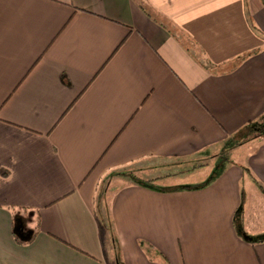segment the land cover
Instances as JSON below:
<instances>
[{
	"label": "crops",
	"instance_id": "obj_1",
	"mask_svg": "<svg viewBox=\"0 0 264 264\" xmlns=\"http://www.w3.org/2000/svg\"><path fill=\"white\" fill-rule=\"evenodd\" d=\"M263 115L262 0H0V264H113L97 195L125 264H264Z\"/></svg>",
	"mask_w": 264,
	"mask_h": 264
},
{
	"label": "trees",
	"instance_id": "obj_2",
	"mask_svg": "<svg viewBox=\"0 0 264 264\" xmlns=\"http://www.w3.org/2000/svg\"><path fill=\"white\" fill-rule=\"evenodd\" d=\"M262 1L264 2V0ZM244 130L246 131L248 130V134H249V136H247L245 140L253 136H261L264 139V115L255 121L248 122L245 125ZM127 171L129 174H132L131 172L132 170H130V167L120 169V173L127 172ZM155 181H156L155 179H150V180L143 181L144 183L142 182L140 183L145 184L146 186L149 187V186H153L155 184L154 183ZM12 207L10 208L12 209ZM95 214L99 222L100 234L102 236V239L104 243L110 246V249L113 252V255H114L113 264H125L122 261L120 254H119V247H118L119 245L117 241L113 218L111 216V213L109 212L108 207L103 204L102 197L100 195H97L96 197ZM36 233H37V230L34 231L32 236L25 238L26 229L23 227V225L15 221L14 223L12 222V235L18 244L30 243L34 239Z\"/></svg>",
	"mask_w": 264,
	"mask_h": 264
},
{
	"label": "rangeland",
	"instance_id": "obj_3",
	"mask_svg": "<svg viewBox=\"0 0 264 264\" xmlns=\"http://www.w3.org/2000/svg\"><path fill=\"white\" fill-rule=\"evenodd\" d=\"M247 134H248V130L241 132L240 135H238V136L239 137H241L242 135L247 136ZM236 139H238V137H233V140H236ZM176 165H178V167H175V165H173V166L168 167V168H171V169H168V170L183 169L184 167H186V166H188L190 164L189 163L188 164H183V163H179L178 162V163H176ZM164 169H166V168H164ZM166 170L162 171L161 172V175L163 173H166L165 172ZM180 175H177L176 177H173V178H162L160 181H157V185L158 186H161V187H171V186H175V185H185V184L187 185V184H190L192 182L194 183V181H190V179H188V180H185V179L184 180H181V176ZM106 180L109 181L110 179H107L106 178Z\"/></svg>",
	"mask_w": 264,
	"mask_h": 264
}]
</instances>
